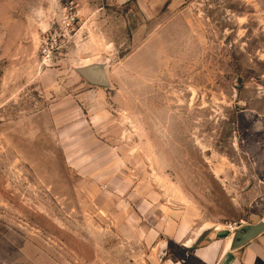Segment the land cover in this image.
<instances>
[{"label":"rangeland","instance_id":"rangeland-1","mask_svg":"<svg viewBox=\"0 0 264 264\" xmlns=\"http://www.w3.org/2000/svg\"><path fill=\"white\" fill-rule=\"evenodd\" d=\"M263 217L264 0H0V264H198Z\"/></svg>","mask_w":264,"mask_h":264},{"label":"crops","instance_id":"crops-1","mask_svg":"<svg viewBox=\"0 0 264 264\" xmlns=\"http://www.w3.org/2000/svg\"><path fill=\"white\" fill-rule=\"evenodd\" d=\"M264 220V217L263 219ZM206 235L213 229L219 230L220 227L205 226L196 232L195 235L184 242L186 247L195 248L193 256L196 258L198 264H264V228L263 230L239 248H232V235L217 236L202 245L196 243L197 238L203 230H207ZM162 264H187L186 259L178 261H170L163 259Z\"/></svg>","mask_w":264,"mask_h":264},{"label":"built area","instance_id":"built-area-1","mask_svg":"<svg viewBox=\"0 0 264 264\" xmlns=\"http://www.w3.org/2000/svg\"><path fill=\"white\" fill-rule=\"evenodd\" d=\"M76 5L73 1L67 3L62 11L58 29L50 31L41 42V56L44 62H51L57 58L61 49L64 47L63 43L66 42L71 36V32L78 20V14L76 11ZM60 40V41H58ZM246 223L234 222L225 225V229L229 234H233L237 230H240Z\"/></svg>","mask_w":264,"mask_h":264},{"label":"water","instance_id":"water-1","mask_svg":"<svg viewBox=\"0 0 264 264\" xmlns=\"http://www.w3.org/2000/svg\"><path fill=\"white\" fill-rule=\"evenodd\" d=\"M78 72L91 84L99 86H108L109 79L106 74L103 64L93 63L86 64L78 68ZM264 228V220L258 224H245L240 230H237L232 235V248H239L258 235ZM208 232L203 230L196 240L199 242Z\"/></svg>","mask_w":264,"mask_h":264},{"label":"bare ground","instance_id":"bare-ground-1","mask_svg":"<svg viewBox=\"0 0 264 264\" xmlns=\"http://www.w3.org/2000/svg\"><path fill=\"white\" fill-rule=\"evenodd\" d=\"M230 244H232V241L230 242Z\"/></svg>","mask_w":264,"mask_h":264}]
</instances>
